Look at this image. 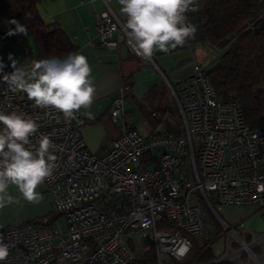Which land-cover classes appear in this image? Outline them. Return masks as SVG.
Masks as SVG:
<instances>
[{"label":"built area","instance_id":"obj_1","mask_svg":"<svg viewBox=\"0 0 264 264\" xmlns=\"http://www.w3.org/2000/svg\"><path fill=\"white\" fill-rule=\"evenodd\" d=\"M101 1L97 42L109 47L122 42L130 49L125 17L108 0ZM156 68L175 100L177 135L143 134L130 124L119 96L108 112L121 121L120 134L101 153L86 148L81 112L66 121L12 93L0 76V109L27 114L40 125L33 143L43 134L56 146L57 167L45 183L66 225L64 231L35 222L1 229L10 248L6 264H195L188 259V236L207 228L202 202L229 233L226 254L214 261L238 260L248 250L249 262L264 264L250 248L264 243V235L245 243L236 227L216 214L223 204L247 205L264 214V191L258 190L264 184V127L250 129L239 101L219 95L198 64L175 84ZM208 233L205 238L215 231ZM137 241L139 251L130 248ZM232 242L250 249L231 248Z\"/></svg>","mask_w":264,"mask_h":264},{"label":"clouds","instance_id":"obj_2","mask_svg":"<svg viewBox=\"0 0 264 264\" xmlns=\"http://www.w3.org/2000/svg\"><path fill=\"white\" fill-rule=\"evenodd\" d=\"M125 21L123 30L133 53L150 61L157 52L169 53L184 46L197 31L188 13L199 10V0H118ZM15 28L8 35H27V26L13 19ZM12 71L5 73L0 60V76L12 93H24L36 107L52 109L66 121L77 118L82 108L88 109L95 99L96 89L88 59L79 51L63 57L33 60L28 68L18 66L9 55ZM91 118V113H85ZM40 125L27 114L0 109V209L20 200L9 193L15 186L22 198L39 204L44 199L38 187L56 169L55 145L48 135L32 137ZM264 191V184L259 185ZM9 244L0 237V264H6Z\"/></svg>","mask_w":264,"mask_h":264},{"label":"crops","instance_id":"obj_3","mask_svg":"<svg viewBox=\"0 0 264 264\" xmlns=\"http://www.w3.org/2000/svg\"><path fill=\"white\" fill-rule=\"evenodd\" d=\"M108 1L117 11H120L117 0ZM102 9L101 0H39L38 3L39 14L43 21L45 23H57L75 46L74 51H79L85 55L91 66L90 78L96 89L95 99L90 108H82L80 112L82 137L86 148L92 153H101L104 146L120 134L121 121L119 119L113 120L108 112L112 100L119 96L123 98L125 115L130 124L139 127L136 121L139 116L150 120L153 126L152 130L162 132L166 130L171 133L173 130L167 129L165 123L162 130L158 129L157 126V112L161 116H166L170 111V108L163 107L167 91H169L172 99V107H175L177 122L179 114L170 89L157 71L156 66L163 70L169 82L175 84L176 81L191 74L194 65L198 64L187 46L177 47L167 54L157 52L152 58L153 62H151L134 55L122 42L114 47L98 43L95 26L97 15ZM153 108L156 109L150 111ZM143 109H146L147 112H153L154 116H151L150 119ZM88 112L91 113V118L85 114ZM177 133L178 129L173 135H177ZM8 191L12 196L18 198L20 203L0 209V230L7 226L27 222L32 218L45 216L49 209L53 208L45 182L37 189L44 197L39 204L24 200L14 185L10 186ZM217 211L218 216L228 224H234L237 231L240 230L239 232L242 234L249 233L250 242L252 239L253 241L259 240L261 235H264V214L257 213L251 207L223 204L217 208ZM207 233L206 228L205 236ZM241 236L243 237V235ZM224 242L227 243L223 236L216 245V248L220 245V251L223 252L227 250V244L225 249L222 247ZM215 244L212 245V249L217 254L218 248H215ZM262 244L264 243L259 240L254 245H260L262 252H264V245ZM256 255L259 261L264 263V255L261 253ZM236 261L238 264H251L248 261V256L246 260L239 258Z\"/></svg>","mask_w":264,"mask_h":264},{"label":"trees","instance_id":"obj_4","mask_svg":"<svg viewBox=\"0 0 264 264\" xmlns=\"http://www.w3.org/2000/svg\"><path fill=\"white\" fill-rule=\"evenodd\" d=\"M38 3L39 0H0V43L21 45L30 63L42 58L63 57L75 50L57 23L43 21ZM187 15L189 20L193 16L198 18L201 36L190 39L184 46L207 41L217 48L218 60L205 68L216 92L225 99L239 101L243 120L250 129L264 127V0H199V10ZM13 19L27 26L26 36L8 35L9 30L15 28L10 23ZM18 66L27 68L21 63ZM11 71L9 63L4 72ZM143 110L150 119L154 116L153 112ZM60 216L62 214L56 212L44 219L32 218L27 222L54 224ZM239 233L245 241L251 240L249 233ZM215 234L198 242L200 248L191 261L195 264H238L236 260L214 261L218 255L212 245L223 233ZM234 245L238 247L236 243ZM253 248L254 253L264 255L260 245ZM147 254L152 256L151 251ZM241 258L245 255L241 254Z\"/></svg>","mask_w":264,"mask_h":264},{"label":"rangeland","instance_id":"obj_5","mask_svg":"<svg viewBox=\"0 0 264 264\" xmlns=\"http://www.w3.org/2000/svg\"><path fill=\"white\" fill-rule=\"evenodd\" d=\"M187 47H188V50L191 52L190 54H192V56L196 59L197 63L201 66L209 67V66L213 65L214 63H216V61L218 60L219 54H218L217 48H215V46H213L212 44H210L207 41L191 42L190 44L187 45ZM24 50L25 49L23 47H21V45L16 44L14 42L0 43V60H2L3 63H5L6 65L11 63V61L9 60V55L11 54L13 60L18 61L19 63L23 64L24 66H26L28 68L31 66V64H30L29 58L25 55ZM19 96L22 98H27L26 94H24V93L19 92ZM171 100L172 99H171L170 93H169V91H167L166 92V99L164 100L163 107L164 108H170V111L167 113L166 116H163V115L161 116L160 113L157 112L156 118L158 119V124H157L158 129L162 130L163 125L165 123L167 129H169L171 131L173 130L171 133L175 134L177 129H178V122H177V114L175 113V107L174 106L172 107L173 103ZM154 109H156V108H153V110H150V111H154ZM136 121H137L141 131L145 135L148 134V132H150L153 129L152 128L153 126H152L150 120H148V119L140 118L138 116ZM202 205H203V213H204V218H205V221L207 224L206 226L208 228V232L210 233L211 229H213V232L215 231L218 234V231H220L221 233H223L221 238H223V236H224L226 239V242H227L229 240L228 239L229 233L225 232L224 231L225 229L223 230L218 225L215 212L213 210H211L210 207L205 202H202ZM256 212L259 213V211H256ZM52 214H56V212L51 207L45 216L38 217V218L44 219L47 216H50ZM216 214H218V211H216ZM54 225L58 230L64 231L66 229L64 217L60 216L56 220ZM215 235L212 234L211 237H214ZM188 237L192 241V247H191V251H190L188 259L190 258V259L194 260L195 254L198 252V250L200 248V244L198 242L200 240H202V238H205V234H204V232L203 233H195V234H190ZM241 238L244 240L245 243H248V244L250 243V241H245V239L240 235V239ZM219 239L220 238L217 237L213 242V244L216 243L215 248H216V245H217V242L219 241ZM126 241H127V239H126ZM235 243L238 245V247H235V245H234ZM220 244H221V242H220ZM226 244L227 243L224 242V244H223L224 246H222V247H224V249L226 248L225 247ZM219 246L220 245L217 246L218 249L216 248L217 249L216 252H218L217 253L218 257L223 255V254L224 255L226 254L225 253L226 251H224V252L220 251L221 249L219 248ZM245 246H248V245H243L242 242H240V243L232 242L231 243V247H233V248H240L241 247L244 250H246ZM130 248L134 249L136 251H139L141 249V243L137 241V245L135 247H133L131 245ZM248 248H249V246H248ZM250 248L252 251L254 250L253 247H250ZM246 252H248V250L244 251V252L242 251V254L245 255V258H243L244 260L247 259V253ZM251 264H254V263L252 262Z\"/></svg>","mask_w":264,"mask_h":264},{"label":"water","instance_id":"obj_6","mask_svg":"<svg viewBox=\"0 0 264 264\" xmlns=\"http://www.w3.org/2000/svg\"><path fill=\"white\" fill-rule=\"evenodd\" d=\"M190 21H191L194 25H196V27H197V31H196L194 37H199V36H201V30H200V24H199L198 18H197L196 16H193V17L190 18Z\"/></svg>","mask_w":264,"mask_h":264},{"label":"bare ground","instance_id":"obj_7","mask_svg":"<svg viewBox=\"0 0 264 264\" xmlns=\"http://www.w3.org/2000/svg\"><path fill=\"white\" fill-rule=\"evenodd\" d=\"M167 78V77H166ZM168 80V79H167ZM241 254H242V252L240 253V255H239V257H240V259H241Z\"/></svg>","mask_w":264,"mask_h":264}]
</instances>
